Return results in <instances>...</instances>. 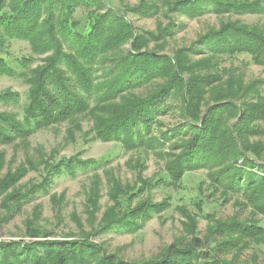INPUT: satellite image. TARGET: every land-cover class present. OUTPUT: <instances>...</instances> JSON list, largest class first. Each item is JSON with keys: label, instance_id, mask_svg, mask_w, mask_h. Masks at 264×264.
I'll return each instance as SVG.
<instances>
[{"label": "trees", "instance_id": "obj_1", "mask_svg": "<svg viewBox=\"0 0 264 264\" xmlns=\"http://www.w3.org/2000/svg\"><path fill=\"white\" fill-rule=\"evenodd\" d=\"M112 2L0 0V50L6 34L28 39L36 54L52 50L41 59V65L28 72L29 102L23 120L0 112V145L28 135L35 126L87 113L94 120V136L104 141L113 139L128 148L156 149L165 146V140L169 143L173 139L172 148L180 151L162 153L166 155L163 157L165 168L173 181L179 180L186 169L206 168L215 192L225 198L240 197L244 205L251 206L264 217V93L255 92L254 84L243 86L240 82L233 85L230 78L223 84L219 74H200L205 65L191 63L186 53L195 51L196 47L178 49L173 56L146 48L152 40L164 41L173 30L162 27L156 34L146 32L147 37L141 34L135 37L126 14L131 12L143 17L156 14L159 6L155 0H140L133 6L118 0L120 8ZM81 4L94 6L86 13L89 29L85 32L79 28L80 22L70 17L74 8ZM165 4L170 11L189 17L206 8L218 15L264 11V0H167ZM130 40L131 48L123 49ZM198 42L210 52L208 59L212 62L224 54L230 57L247 54L255 63L264 66V31L256 26L222 21L218 28H209L206 34L200 35ZM104 66L106 69H102ZM7 72H11V67L0 56V75ZM157 80L161 83H155ZM147 87L152 90L142 95L135 93ZM248 89L255 94L238 104L239 97ZM12 95L7 90L0 92V100ZM207 95L213 104L205 103ZM176 98L181 102L178 109L183 122L155 134V117L165 112L170 106L167 103ZM95 164L99 161L78 158L45 163L43 180L25 190L13 187L14 181L25 174L24 169L6 174L0 178V198L8 213L6 217L9 218L37 189L46 190L55 174L73 173L78 167L94 169ZM113 186L115 194L112 195L118 196L121 189L117 184ZM93 191V195L97 193ZM89 200L92 211L97 198ZM162 205L147 201L133 208L127 207L123 214L112 213L110 221L100 228L134 230L143 219L162 210ZM214 231L233 238L208 247L207 243L213 241L209 243L205 238L194 237L185 245H169L157 259L138 264H229L219 253L229 248H226L227 241L231 244L246 242L247 238L261 235L263 230L253 221L231 219L221 222ZM0 264L134 263L114 253H106L100 244L79 239L33 245L0 241Z\"/></svg>", "mask_w": 264, "mask_h": 264}, {"label": "rangeland", "instance_id": "obj_2", "mask_svg": "<svg viewBox=\"0 0 264 264\" xmlns=\"http://www.w3.org/2000/svg\"><path fill=\"white\" fill-rule=\"evenodd\" d=\"M139 1L124 0L128 6L136 5ZM155 1L159 6L156 14L144 17L131 12L126 14L135 37L137 34L147 37L146 32L156 34L162 27L173 30L164 41L152 40L146 48L173 56L178 49L196 47L195 51L186 53L191 63L205 65L200 74H219L223 84L229 78L233 85L240 82L243 86L254 84L255 92L264 93L263 65L255 63L247 54L232 57L224 54L212 62L208 59L210 52L200 47L198 42L200 35L206 34L209 28H218L222 21H236L264 31V11L218 15L211 8H206L198 15L189 17L170 11L165 4L167 0ZM112 3L120 8L118 0ZM93 8L81 4L74 8L70 16L71 20L80 22L79 28L84 32L89 29L86 13ZM5 9L9 12L8 8ZM131 41L122 48H131ZM51 53L52 50L36 54L28 39L5 35L0 56L7 60L11 72L0 75V92L7 90L13 95L0 100V112L13 114L16 119L23 120L24 109L29 102L28 72L41 65V59ZM102 69H106V66ZM252 89L243 93L237 103L252 98L255 94ZM150 90L152 88L147 87L135 93L142 95ZM205 100L210 105L214 103L208 95ZM167 104L173 106L157 114L154 119L155 134L175 128L183 122L178 109L181 105L179 98ZM201 109H204V105ZM93 121L91 115L79 114L72 119L35 126L28 135L0 145V178L24 169L25 174L17 178L13 186L21 190L43 180L46 175L45 163L55 164L71 158L99 161L94 169L78 167L73 173L63 171L55 174L46 190L37 189L19 204L9 218L0 198V241H20L25 245H33L46 241L88 239L100 244L106 253H114L121 259L138 264L157 259L169 245H185L194 237L205 238L209 243L213 241L207 243L208 247L229 241L232 236H222L214 230L221 222L236 219L253 221L263 231L255 238H247L246 242L243 240L231 244L227 241L226 248H229L220 251V255L229 264H264V217L251 206L244 205L240 197L225 198L220 192H215L206 168L186 169L179 180L173 181L165 168L163 157L166 155H162L164 152L176 154L180 151L179 148H172L173 139L169 143L165 140V146L156 149L128 148L119 140L96 138ZM113 184L119 185L121 189L118 196L112 195L115 194ZM93 190L97 191L94 195ZM91 197L97 198L92 211ZM147 201L152 204L163 203V209L143 219L138 228H100L107 220L110 221L112 213L123 214L127 207L133 208ZM32 233L37 234L32 236Z\"/></svg>", "mask_w": 264, "mask_h": 264}]
</instances>
